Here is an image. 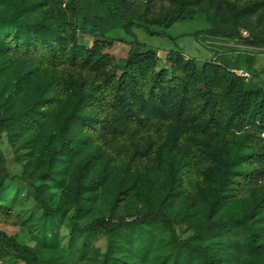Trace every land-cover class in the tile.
Here are the masks:
<instances>
[{"label": "trees", "instance_id": "trees-1", "mask_svg": "<svg viewBox=\"0 0 264 264\" xmlns=\"http://www.w3.org/2000/svg\"><path fill=\"white\" fill-rule=\"evenodd\" d=\"M12 2L0 9V24L18 30L0 37V57L21 67L11 74L0 66V140L6 134L16 144L35 135L25 147L35 160L31 175L42 181V202L48 182L64 185L82 158L71 197L77 213L96 202L115 173L121 177L111 213L74 224L72 244L104 233L101 264H230L233 256L264 252V86L240 76L224 52L200 62L170 50L161 67L158 50L136 38L116 64L117 39L105 33L112 18L135 37L136 28L161 36L203 15L209 26L197 35L263 49L264 0ZM81 33L90 44L81 43ZM163 154L166 189L132 215L139 180H152ZM5 168L0 151V189ZM246 199L250 210L225 213ZM44 211L52 214L46 205ZM17 217L0 203L1 224ZM183 224L194 227L190 239L176 229ZM47 240L48 249L32 247L0 229V262L71 264V251L59 249L54 235Z\"/></svg>", "mask_w": 264, "mask_h": 264}, {"label": "rangeland", "instance_id": "rangeland-1", "mask_svg": "<svg viewBox=\"0 0 264 264\" xmlns=\"http://www.w3.org/2000/svg\"><path fill=\"white\" fill-rule=\"evenodd\" d=\"M13 1V0H12ZM3 3L0 0V9L8 7L13 2ZM209 26L203 15H199L194 20L176 22L171 28L166 29V33L157 36L151 35L142 28H136L135 37L126 33L121 22L117 18H112L108 23L105 33L107 36L117 39L112 54L114 63H119L124 59L131 49V44L136 38L146 46L155 48L160 55L159 64L165 66V58L170 50H182L189 57L204 61L210 59L215 53L224 52L223 60L236 68L247 69L251 73L249 78L252 84L264 86V48L254 49L240 45L237 41H225L223 39H210L206 34L197 35L198 32L207 29ZM17 27L14 25L0 24V37H5L9 33H16ZM219 41L213 43L209 41ZM82 44H90L91 38L87 33L80 34ZM229 43H233L230 45ZM0 66L9 69L14 73L21 66L10 63L6 58L0 57ZM6 74L1 77V83ZM26 95H24V98ZM45 132L44 136H49ZM35 135H26L25 139H19L16 144L9 141L6 134L0 140V151L5 156V181L0 189V203L15 208L18 217L15 222L0 223V229L9 235H14L21 243L32 247L39 246L50 248L45 239L50 240L52 235L56 236L60 243L59 249L71 251V264H101L104 254L109 245V239L104 233L90 234L79 237L77 243H71L72 227L77 224L81 227L91 222L92 219L109 215L113 208L116 188L121 182L119 174L115 173L101 193L96 202L91 206H85L81 212L77 213L73 200V189L77 183V173H79L83 159L77 160L73 165L75 175L68 178L63 185L57 181H49L51 185L43 194L42 202L37 198L36 189L41 187L42 181L36 176H32L35 160L29 156L30 148L25 147L26 140ZM159 169L155 171L150 181L139 180L136 196L133 198L128 212L136 215L145 207V202L156 199L169 183V175L164 164L168 158L165 154L161 156ZM25 170L27 172L25 173ZM46 202V203H45ZM45 205L52 214L45 215ZM252 207V199L239 201L230 205L225 211L227 215L237 212H246ZM204 214V213H202ZM182 239H190L194 233V227L186 224L176 226ZM86 241V251L83 253V243ZM224 258V256H223ZM23 264L24 261L21 260ZM193 264H202V259L195 258ZM230 264H264V252L255 256L246 253L239 258L233 256Z\"/></svg>", "mask_w": 264, "mask_h": 264}, {"label": "built area", "instance_id": "built-area-1", "mask_svg": "<svg viewBox=\"0 0 264 264\" xmlns=\"http://www.w3.org/2000/svg\"><path fill=\"white\" fill-rule=\"evenodd\" d=\"M243 34H244L245 36H247V35H248V32H247V31H243ZM237 73H238L240 76L245 77L246 79H249V78H251V76H252L251 73H250L248 70L243 69V68L238 69V70H237Z\"/></svg>", "mask_w": 264, "mask_h": 264}, {"label": "crops", "instance_id": "crops-1", "mask_svg": "<svg viewBox=\"0 0 264 264\" xmlns=\"http://www.w3.org/2000/svg\"><path fill=\"white\" fill-rule=\"evenodd\" d=\"M209 42H213V43H219V41H209ZM230 45H233V43H229ZM260 50V49H258ZM0 264H23L21 262V260H18V259H7V260H4V261H1Z\"/></svg>", "mask_w": 264, "mask_h": 264}]
</instances>
